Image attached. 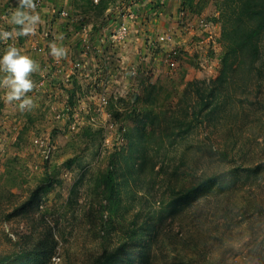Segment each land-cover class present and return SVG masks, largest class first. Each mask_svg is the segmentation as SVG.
I'll return each mask as SVG.
<instances>
[{
  "label": "rangeland",
  "instance_id": "rangeland-1",
  "mask_svg": "<svg viewBox=\"0 0 264 264\" xmlns=\"http://www.w3.org/2000/svg\"><path fill=\"white\" fill-rule=\"evenodd\" d=\"M219 1L205 0L202 11H193L189 0H42L34 36L0 41V55L14 45L40 66L27 94L35 104L31 111L6 103L0 89V264H53L54 256L58 264H92L131 242L145 221L144 215L133 221L137 210L158 209L173 188L195 183L197 173L237 171L264 160V146L253 143L236 152L235 162L218 167L209 148L188 149L208 141V131L181 144L156 138L142 178L133 182L135 210L122 216L108 191L112 175L120 181L132 168L129 132L139 113L161 111L165 128L179 114L187 83L218 75L224 52L217 37ZM16 5L0 0V30H11ZM123 26L128 34L118 41ZM52 42L67 49L65 58L50 55ZM150 84L160 92L147 107L139 99ZM237 121V138L241 130L264 138L245 113ZM262 174L257 180L244 172L224 195L199 200L165 221L153 239L154 264H264Z\"/></svg>",
  "mask_w": 264,
  "mask_h": 264
},
{
  "label": "trees",
  "instance_id": "trees-1",
  "mask_svg": "<svg viewBox=\"0 0 264 264\" xmlns=\"http://www.w3.org/2000/svg\"><path fill=\"white\" fill-rule=\"evenodd\" d=\"M196 1L189 0L190 9L202 11L206 6L205 0ZM218 5V21L221 24L219 41L224 51L219 73L209 80L187 83L178 103L179 114L166 120L165 128H160L161 111L155 113L144 108L139 113L136 125L129 132L130 158L134 160L132 168L123 173L120 181H116L113 175L108 180L110 198H114L122 216L130 215L135 210L133 203L139 193L134 189L133 182L142 178L146 167V150L153 139L159 138L164 145L166 139L171 140L170 144L178 140L181 144L201 130L208 131V141L198 140L196 144H189L188 149L196 146L200 150L209 148V156L218 167L235 162L236 152L253 143L264 146L262 136H247L243 130L241 139L237 138L240 127L237 119L243 113L247 115L249 126L255 122V128L259 132L264 131V0H220ZM159 92V86L150 84L138 99L148 107L156 103ZM149 127H153L152 130ZM228 131L229 136L235 138L233 142L228 139L229 136L223 138ZM262 168L264 160L241 164L237 171L233 168L203 172L200 176L197 173L195 183L181 189L173 188L170 198L163 201L158 209L147 212L137 210L133 221L141 215L145 216V221L142 226H136L131 242L125 240L113 254L99 258L92 264H154L153 239L159 237L165 221L180 216L199 200L224 195L230 187L240 183L244 172L249 177L256 175L258 180L263 175ZM231 171H234L232 182L228 180ZM72 192H75V188ZM129 253L132 256L124 258Z\"/></svg>",
  "mask_w": 264,
  "mask_h": 264
},
{
  "label": "clouds",
  "instance_id": "clouds-1",
  "mask_svg": "<svg viewBox=\"0 0 264 264\" xmlns=\"http://www.w3.org/2000/svg\"><path fill=\"white\" fill-rule=\"evenodd\" d=\"M36 8L35 0H17L16 9L9 19L11 30H0V41L7 43L19 37L34 36L41 22ZM56 39L62 40L63 36ZM49 48L50 55L57 60L67 56V49L55 42L50 43ZM39 70L40 66L33 58L23 54L16 46L8 45L0 55V89L5 92V102H18L21 112L31 111L35 104L27 94L33 91L35 84L32 76ZM52 262L58 264V258L54 256Z\"/></svg>",
  "mask_w": 264,
  "mask_h": 264
},
{
  "label": "built area",
  "instance_id": "built-area-1",
  "mask_svg": "<svg viewBox=\"0 0 264 264\" xmlns=\"http://www.w3.org/2000/svg\"><path fill=\"white\" fill-rule=\"evenodd\" d=\"M37 6H40L42 4V0H35ZM128 34V30H127V27L126 26H123L119 32H117L114 36V39L118 40V41H121L123 40ZM165 40V37H163L161 39V41H164ZM172 58L169 59V65L171 67H175L176 66V60H175V56L177 55V52L174 51L173 54H172Z\"/></svg>",
  "mask_w": 264,
  "mask_h": 264
},
{
  "label": "crops",
  "instance_id": "crops-1",
  "mask_svg": "<svg viewBox=\"0 0 264 264\" xmlns=\"http://www.w3.org/2000/svg\"><path fill=\"white\" fill-rule=\"evenodd\" d=\"M73 26H71L70 28H72ZM220 34H221V32H220V29L218 30V33H217V37L219 38L220 37ZM217 38V39H218ZM39 40H40V38H39Z\"/></svg>",
  "mask_w": 264,
  "mask_h": 264
}]
</instances>
